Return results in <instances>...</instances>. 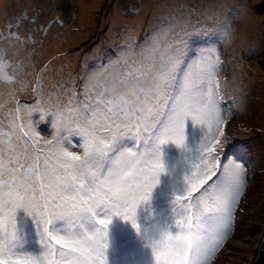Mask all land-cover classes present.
Instances as JSON below:
<instances>
[{
	"label": "snow or ice",
	"instance_id": "obj_1",
	"mask_svg": "<svg viewBox=\"0 0 264 264\" xmlns=\"http://www.w3.org/2000/svg\"><path fill=\"white\" fill-rule=\"evenodd\" d=\"M174 12L144 44L125 26L117 58L62 79L55 94L45 97L38 83L32 104L13 97L10 131L0 134V264H114L117 221L150 250L145 264H213L231 239L248 185L247 149L209 181L232 139L229 120L247 105L244 88L225 105L220 83L247 9L179 4ZM198 37L215 42L195 47ZM37 112L53 117L50 138L25 122Z\"/></svg>",
	"mask_w": 264,
	"mask_h": 264
},
{
	"label": "rangeland",
	"instance_id": "obj_2",
	"mask_svg": "<svg viewBox=\"0 0 264 264\" xmlns=\"http://www.w3.org/2000/svg\"><path fill=\"white\" fill-rule=\"evenodd\" d=\"M10 4H14L11 16L16 14L22 4L51 13L54 28L49 37L41 36L33 43L27 38L24 42L20 39H11L10 42V39H7L0 45L2 48L11 44L8 46L7 55L21 70L17 79L19 86L13 85L9 95H3L0 99V134L10 131L8 114L15 107L13 97L22 103L32 104L38 83L47 97L56 93V86L62 79L67 80L69 76L84 77L90 70L101 65L106 66L109 58H117L118 51L124 47L125 26H130L135 32L137 42L144 44L166 23L164 17L175 14L174 9L179 4H185L197 12L222 6L232 9L241 4L246 6L245 20L236 25L231 43L224 51L222 58L226 63L222 66L220 83L225 105L231 103L232 96H239L240 88L247 92V105L245 110L229 120L226 135L232 139L220 152L221 171L209 181L211 185L221 178L223 165L227 159L236 155L237 149H247L248 155L244 162L248 168V185L235 214L234 234L213 261V264H245L258 233L264 209V96L259 88L264 69V19L256 9L254 1L0 0V41L2 34L9 31L3 21V13L4 9H11ZM195 19L193 17L194 22ZM40 40H44L43 45ZM170 40L171 36L163 43L167 44ZM214 42L198 37L193 43L195 47H206ZM224 47L221 45V48ZM250 48L254 50L252 54L247 51ZM82 84V79H76L78 92ZM30 119L41 135L50 138L54 134L53 117L44 116L41 119V114L37 112L31 118L24 117L25 122ZM78 141L79 138H73L75 147L72 150H80ZM154 207L157 220L163 223L159 198ZM150 215L151 211L141 213V222ZM113 240L118 246L125 247L122 256L124 264H145L153 259L150 252L146 256L142 243L130 223L126 225L117 221L113 227ZM116 257L118 254L112 258L114 264L120 261H117Z\"/></svg>",
	"mask_w": 264,
	"mask_h": 264
},
{
	"label": "flooded vegetation",
	"instance_id": "obj_3",
	"mask_svg": "<svg viewBox=\"0 0 264 264\" xmlns=\"http://www.w3.org/2000/svg\"><path fill=\"white\" fill-rule=\"evenodd\" d=\"M9 7H11V9L7 11L4 9L5 13H3V21L4 23L6 22V27L9 29V31L5 34H2L0 45H3L4 41L7 40L4 39V37L8 36L9 32H11L13 36L12 39L14 40L20 39L22 42H24L25 38H27L32 43L41 36H44L45 38L50 36L51 30L54 28L51 13H48L43 9H36L35 6L27 7L25 6V4H22V6H19L18 10L16 11V14L14 16H11L13 15L12 10H14V4H10ZM10 25L11 27H9ZM16 36H18L19 39H16ZM40 41L43 45L44 40ZM10 42H12L11 39ZM10 45L11 44L9 43L4 47L0 48V65H3L2 67H0V99L3 95H9L10 89L13 85L19 86L20 84L17 83V79L21 75V70H19L13 60L10 59V57L7 55V49ZM138 240H140L139 237ZM140 242L142 243L141 240ZM124 248L125 247L114 245V249L110 250L111 257L113 258L118 254L116 260L122 261ZM145 252L146 256H148L150 250H145Z\"/></svg>",
	"mask_w": 264,
	"mask_h": 264
},
{
	"label": "water",
	"instance_id": "obj_4",
	"mask_svg": "<svg viewBox=\"0 0 264 264\" xmlns=\"http://www.w3.org/2000/svg\"><path fill=\"white\" fill-rule=\"evenodd\" d=\"M256 9L263 16L264 19V0H253ZM260 92L264 96V69L259 81ZM264 141V139H263ZM245 264H264V209L261 214L258 233L249 250L248 257Z\"/></svg>",
	"mask_w": 264,
	"mask_h": 264
}]
</instances>
